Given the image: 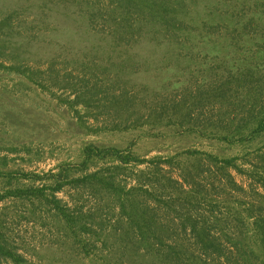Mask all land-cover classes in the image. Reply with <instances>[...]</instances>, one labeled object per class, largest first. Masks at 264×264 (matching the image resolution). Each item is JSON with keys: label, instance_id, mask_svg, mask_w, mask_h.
<instances>
[{"label": "rangeland", "instance_id": "obj_1", "mask_svg": "<svg viewBox=\"0 0 264 264\" xmlns=\"http://www.w3.org/2000/svg\"><path fill=\"white\" fill-rule=\"evenodd\" d=\"M182 4L176 34L124 1L0 0V232L27 264H264L245 211L264 216V0ZM89 145L145 163L97 157L84 171ZM61 169L114 187L65 185L66 220ZM16 188L42 195L4 198Z\"/></svg>", "mask_w": 264, "mask_h": 264}, {"label": "trees", "instance_id": "obj_2", "mask_svg": "<svg viewBox=\"0 0 264 264\" xmlns=\"http://www.w3.org/2000/svg\"><path fill=\"white\" fill-rule=\"evenodd\" d=\"M117 2H127L131 5H133V8H131V11L136 14L138 17V21L141 22H147L152 27H157V29H165V32H173V33H179V30H181V26H185L187 24L186 18L189 17V11L183 6L184 0H175L173 4L168 3L167 0H116ZM120 8V7H119ZM119 12L118 14V24L121 23V21L125 22L128 14V10H117L112 9L110 11V15L114 16L116 12ZM92 13V11H91ZM144 18L145 20H140ZM116 18V19H117ZM141 25V24H139ZM132 28V26H130ZM129 28V29H130ZM185 33L186 28H185ZM221 90L220 88L212 89L210 93L206 95L208 99H216L220 100L221 97ZM200 96V94H199ZM185 104V103H184ZM182 104L179 106V109L181 108L183 112L181 114H178L177 112H174V117L176 116V119L173 121L171 120L172 124H180L182 121L186 120V117L190 115V110L195 108L197 104L196 99H194L190 105H188L189 108H185ZM177 111V110H176ZM262 117V116H261ZM255 120V123L257 125L256 129L261 130L264 128V118H259L257 116ZM170 121V120H169ZM234 135L227 136V132L224 135L225 141H233ZM84 161L82 162L83 170L85 171L89 165H93L90 163H93L95 158L98 157V159H105L107 157H110L114 159L119 165H116L113 167V170H116L118 168H121L120 165H127L130 163H145L144 160L141 162H138L137 158L133 156L132 154H122L120 153L116 148H99L94 146H86L84 151ZM161 163H166L165 161ZM209 163L213 165L216 169H222L225 170L226 168H233L239 173L241 172L240 168L234 164L233 159H222L218 160L217 158H209ZM159 164V163H158ZM195 169H198V164L196 165ZM253 168V172L256 174ZM263 173H264V167H263ZM113 177V176H112ZM181 179H183L184 182L187 181L186 176H180ZM54 178L56 179L54 190H53V198L55 197L54 193L59 192L62 190V188L65 185H71L74 187L80 186L81 184L84 185H94V183L97 184H103L106 188L114 187L113 183L108 181L111 178L103 177L100 174V170H97L93 173L86 174L81 177H73L68 171H65L64 169H61L59 173H57ZM227 179L233 186L237 185L233 182L230 175H227ZM259 183L264 188V176H260ZM42 195L41 189L36 188H23V189H12L7 190L4 193V198H18V199H24L29 197H39ZM191 194H187V196H190ZM56 209L58 213L67 220L66 213L59 208L58 204L59 201L54 198ZM54 203V202H53ZM247 218L250 219L253 232L255 235L259 238V242L261 244V248L264 250V216L261 214L254 215L252 210L248 208L247 210ZM192 231L195 236H197L200 241L204 244H206L209 240L207 239V234L205 231L199 230L195 227L192 228ZM2 260L11 261L13 264H27L26 260L19 255L17 252H15L12 248L8 247L4 236L0 232V263ZM246 261V260H245Z\"/></svg>", "mask_w": 264, "mask_h": 264}]
</instances>
